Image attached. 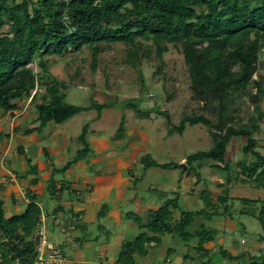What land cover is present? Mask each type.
<instances>
[{
  "label": "trees",
  "instance_id": "16d2710c",
  "mask_svg": "<svg viewBox=\"0 0 264 264\" xmlns=\"http://www.w3.org/2000/svg\"><path fill=\"white\" fill-rule=\"evenodd\" d=\"M118 43L125 47V62L134 67L154 54L160 61L155 74L161 72L164 55L170 48L182 55L192 96L203 103L202 109L213 118L205 113H187L174 124L166 111L159 110V113L166 117L169 135H181L186 125L202 124L209 129L212 147L186 157V171L193 172L196 182H201V176L193 162L207 158L217 161L215 167L229 170L228 146L233 137H240L245 143L241 148L242 158L235 165L234 178L264 189V155L256 149L254 137L260 128L259 122L264 120L258 104V96L264 95V89L261 79H253L260 68L264 69V60L260 61L264 46V0H0V110H14L18 107L17 101L30 98L35 103L38 125L27 133L40 131L49 122L63 123L90 109L97 110L99 118L101 109L110 107L111 103L92 102L88 106L68 103L64 93L67 84L49 71L50 61L46 57H62L85 48L92 58L91 71L95 72L99 55ZM34 62L39 72L30 67ZM251 86L256 88V93L248 92ZM235 94H249L255 104L246 123L234 122L231 105ZM38 98L40 101L36 103ZM127 105L139 116L149 117L152 112L143 111L131 102ZM118 130L123 135V121ZM87 132L88 124H85L77 137L81 147L75 157L55 168L54 174L64 172L90 151ZM18 152L24 155L19 147ZM26 161L29 172L35 174L36 165L27 157ZM141 161L145 168L179 167L174 162L159 163L148 155ZM231 179L228 175L226 182L230 183ZM55 188L50 182L51 193ZM211 195L210 191L203 190L200 198L204 207L196 211L180 210L178 222L172 221L170 211L172 207L177 208L178 196L151 211L146 223L135 216L140 232L123 242L114 264H134L135 254L145 256L160 243L164 234L179 238L186 246L194 241L191 248L195 254L183 256L187 264H212L211 250L217 230L208 228L204 222L195 230L189 227L196 217L232 218L236 211L228 203L233 197L227 193L218 194L215 200ZM30 198L22 212L10 216H6L0 198V264L35 261L34 230L40 209L32 195ZM240 199L254 208L242 207L238 213L256 217L264 228V198ZM259 239L264 241V233ZM218 252L230 262L264 264V260H258L248 251L232 254L221 246Z\"/></svg>",
  "mask_w": 264,
  "mask_h": 264
},
{
  "label": "rangeland",
  "instance_id": "374dc122",
  "mask_svg": "<svg viewBox=\"0 0 264 264\" xmlns=\"http://www.w3.org/2000/svg\"><path fill=\"white\" fill-rule=\"evenodd\" d=\"M46 59L50 61L48 64L49 71L58 80H62L67 84L64 93L66 95L65 100L68 103L77 106H88L92 102L98 104L111 103L110 107L101 109L99 118L97 117V110L90 109L68 119L65 123V128L69 129L73 137L78 136L82 127L88 124L86 137L91 135L92 132H96L92 130H98L100 134L108 137L109 141L120 140V142H123L126 136L124 134L126 128L129 126H142L148 130L150 143L147 145L148 151L141 152L140 154H143L141 156L144 157L145 153L150 152L158 162L163 163L174 162L179 164L181 158L212 147L213 142L208 133L209 129L202 124L186 125L181 135L178 133L167 135L168 125L166 117L159 113V110L166 111L174 124H178L180 118L187 113H205L210 118H213L212 115L202 109L203 103L193 98L183 57L175 49L170 48L164 55V65L158 74H155V72L160 61L155 58L154 54L149 59H142L139 66L134 67L125 62V47L120 43L113 45L112 49L99 55V63L95 72L91 71L92 58L90 52L85 48L77 53H68L62 57H46ZM262 60H264V46L260 55V61ZM30 67L35 72H39L37 62L32 63ZM140 74L142 80L140 79ZM253 79H261L264 89L263 68H260L253 75ZM42 90L40 88L38 92L41 93ZM248 92L254 94L256 93V88L251 86ZM150 93L152 96L148 97L147 94ZM236 95L234 96V103L231 105V109H234V122L246 123L253 114L255 104L249 94L247 96ZM29 100L30 98H28ZM130 102L136 104L143 111H152L153 113L149 117L147 115L139 116L134 109L127 105ZM258 104L264 112V95L258 96ZM122 121L124 132L123 135H120L118 128ZM259 125L260 128L254 133V137L257 141L256 149L264 155V120L259 122ZM7 130L5 128L3 133L8 132ZM77 139L73 141L71 146L81 147L80 142H76ZM244 143L245 140L240 137L231 139L226 154V160L230 161L229 170H221L219 167H215L214 165L218 164L217 161L207 158L193 162L196 170L200 172L201 182L195 191L194 201L190 205L191 210L196 211L195 202L197 199L199 204L204 207L200 194L203 190H206L211 192L213 200L218 194L227 193L230 197H233L228 203L236 211L233 212L232 218L227 217V221L231 220V222H229V226L227 225L224 228L221 227L220 219H223L221 216H215L211 220H203L202 217H196L194 223L189 227L190 230H195L201 222H204L208 228L217 230L213 242L214 247L211 250L213 260L215 255H218V249L221 246L232 250L234 253L252 250L251 252L257 256L258 260H264V241L259 239L264 233V228L256 217L238 213V210L242 207L254 208V205L249 207V205L242 203L240 198H264V189L256 188L250 183L240 182L234 178L235 165L242 158L241 148ZM15 144L16 141H13V146ZM12 154L13 152H10L8 155L5 162L6 165L12 160ZM141 156L139 157L142 158ZM248 157L252 159L251 156ZM137 165L139 169L145 167L142 161H138ZM1 166L2 162L0 160ZM171 169L152 167L147 170L146 181L144 180L138 185L144 190L142 187L146 186L157 189V183L160 184V189L153 192H149L147 189L142 191L148 197H155L159 206L163 205L168 199L177 196L180 202L186 195L183 193L185 191L181 193L177 191L179 190L177 187L178 183L177 181H172ZM176 169V175H179L183 167H177ZM212 171L219 173L210 175ZM228 175L232 178L230 183L226 182ZM217 179L222 184L224 183L222 187H218L214 182ZM173 186L174 188H172ZM42 199V207L51 214L48 209L55 204V201L45 197ZM49 225L52 224L48 223ZM64 233L59 226H52L49 233L51 242L56 244L57 240L64 239ZM175 239L180 243V259L183 264H187L188 261H185L183 256L186 254L193 256L195 254V251L191 248L194 241H191L187 246L185 245L187 248H183L184 243L179 238ZM168 248H165L159 257H156L155 262L157 264L162 262L160 260L164 256L170 255L169 258H175L171 255V251L168 253ZM227 263L230 264L223 260L218 263L217 260L213 261V264Z\"/></svg>",
  "mask_w": 264,
  "mask_h": 264
},
{
  "label": "crops",
  "instance_id": "0c3cea01",
  "mask_svg": "<svg viewBox=\"0 0 264 264\" xmlns=\"http://www.w3.org/2000/svg\"><path fill=\"white\" fill-rule=\"evenodd\" d=\"M27 101H17L18 107L14 110H0V198L3 199L6 216L22 212L31 195L36 203H41L43 197L52 199L55 204L48 209L51 214L46 221L49 233L52 226H59L61 222L67 226L74 216H80L73 229L64 231V239L57 240L56 244L52 242L61 251L63 264H114L123 242L133 239L140 232L134 217L146 223L148 214L159 207L155 197H148L142 191L147 189L153 192L160 189V184L157 183V189L146 186L142 190L138 186L146 181L147 170L152 168L137 167L138 161H141L139 156L143 155L140 153L148 151V130L142 126H129L124 133V143L120 140L109 141L98 130H92L96 132L87 137L90 151L72 162L64 172L54 174L55 168L62 167L75 157L80 147L71 144L78 136L73 137L65 128L66 121L60 124L49 122L40 131L27 133L28 129L38 125L35 103ZM5 128L8 132L3 133ZM13 141H16L15 146ZM18 147L36 165L35 174L29 172L26 157L18 152ZM10 152H13L12 160L6 165ZM145 154L157 161L152 153ZM183 162L185 164L186 157L179 160V167ZM186 168L179 175H176V168H169L172 170V181L178 183L177 191H185L183 193L186 194L177 208H170L173 222L181 220L180 210L192 209L190 205L200 184L196 182L193 172H187ZM213 173L219 172L212 171L210 175H215ZM34 178L37 180L32 183ZM50 182L56 187L54 193L48 189ZM214 182L221 183L218 179ZM102 207L105 209L100 216ZM195 207L196 210L202 208L198 199ZM222 218L221 227L229 226L231 220ZM48 223L52 225L48 226ZM164 246L171 249V255L175 258L164 256L160 264H183L180 243L170 234L162 235L160 243L145 256L135 254L134 264H157L155 259L163 252ZM183 248L187 247L184 245ZM228 251L232 254L248 251L255 255L252 250L238 253ZM217 254L214 260L212 258V264L215 260L217 263L222 260L237 263L226 260L219 252Z\"/></svg>",
  "mask_w": 264,
  "mask_h": 264
},
{
  "label": "built area",
  "instance_id": "2783aa9c",
  "mask_svg": "<svg viewBox=\"0 0 264 264\" xmlns=\"http://www.w3.org/2000/svg\"><path fill=\"white\" fill-rule=\"evenodd\" d=\"M148 97L152 94H147ZM40 209L38 222L34 230V250L36 258L33 264H63V257L61 251L51 242L50 235L47 230L46 221L49 217V212L42 207L41 203H37ZM80 216H74L71 223L67 226L65 222L59 223L61 231L73 229L74 223Z\"/></svg>",
  "mask_w": 264,
  "mask_h": 264
},
{
  "label": "water",
  "instance_id": "95a60500",
  "mask_svg": "<svg viewBox=\"0 0 264 264\" xmlns=\"http://www.w3.org/2000/svg\"><path fill=\"white\" fill-rule=\"evenodd\" d=\"M181 167L186 168V165L184 163L180 164Z\"/></svg>",
  "mask_w": 264,
  "mask_h": 264
}]
</instances>
